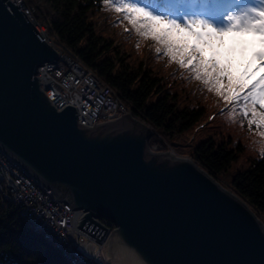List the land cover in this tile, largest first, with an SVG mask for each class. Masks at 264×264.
Returning a JSON list of instances; mask_svg holds the SVG:
<instances>
[{"label":"water","instance_id":"1","mask_svg":"<svg viewBox=\"0 0 264 264\" xmlns=\"http://www.w3.org/2000/svg\"><path fill=\"white\" fill-rule=\"evenodd\" d=\"M57 58L0 0V150L84 211L77 226L104 240L109 264H264L263 222L192 159L151 150L146 123L124 113L87 125L75 106L56 108L36 74Z\"/></svg>","mask_w":264,"mask_h":264},{"label":"trees","instance_id":"2","mask_svg":"<svg viewBox=\"0 0 264 264\" xmlns=\"http://www.w3.org/2000/svg\"><path fill=\"white\" fill-rule=\"evenodd\" d=\"M24 1L48 35L93 71L135 118L153 130L148 139L150 148L157 134L173 145L181 140L185 145L190 143L189 133L201 132L204 137L190 148V158L228 186L264 224V128L249 125L252 115L244 100L225 98L242 97L248 89L238 93L239 83L250 86L264 75L255 70L258 62L251 57L258 46L221 57L228 65L231 84L228 77L213 84L212 76L204 83L190 66L181 68L165 54L162 44L138 34L123 13L115 11L131 0ZM137 2L138 7L153 14L179 19L171 13L194 6L197 0ZM243 11L237 9L232 14ZM204 55L208 59L212 51L206 49ZM245 68L248 77L243 76ZM242 109L248 110L247 118ZM239 159L247 165L233 169ZM0 264L69 262L12 205L0 203Z\"/></svg>","mask_w":264,"mask_h":264},{"label":"built area","instance_id":"3","mask_svg":"<svg viewBox=\"0 0 264 264\" xmlns=\"http://www.w3.org/2000/svg\"><path fill=\"white\" fill-rule=\"evenodd\" d=\"M9 1L25 14L41 39L57 52V60L52 64H43L36 74L40 88L56 108L67 103L75 106L78 120L84 124L93 119L110 121L124 113L133 116L130 110L114 99L112 92L104 88L102 83H97L89 74L82 73L59 52L58 46H52L48 42L47 32L41 31L40 24L28 17L21 0ZM24 171L26 170L13 158L10 157L9 161L0 159V186L5 192V199L0 200L1 205L10 204L16 210H21L29 215V221L42 225L61 239V244L74 263L109 264L101 253L104 240L99 242L91 234L76 227L84 211L73 209L69 203L57 200L39 181L29 183L24 178ZM99 221L109 227V230L112 229L113 223L109 220L101 218Z\"/></svg>","mask_w":264,"mask_h":264},{"label":"snow or ice","instance_id":"4","mask_svg":"<svg viewBox=\"0 0 264 264\" xmlns=\"http://www.w3.org/2000/svg\"><path fill=\"white\" fill-rule=\"evenodd\" d=\"M240 3L241 0H236L234 5L239 6ZM137 4V0H131L115 11L122 12L138 34L162 44L165 54L170 59H175L181 68L190 66V70L197 73L196 78L204 83H209L206 78L212 76L213 84H218L225 77H228L231 84L228 65L222 63L221 57L237 49L243 53L248 46H258V50L251 52V57L258 62L255 70L264 72V0H261V7L248 8L235 15L232 10L225 13L218 0H204V7L199 14L207 19L187 18L189 14L184 13H171L179 19L168 18L163 14H153ZM224 20L227 21L224 27L210 22ZM206 49L212 51V56L208 59L204 55ZM243 76H249L247 68ZM245 89L248 91L242 97L236 94L225 98L232 99L233 102L244 100L251 110L249 125L264 128V75L250 86L247 82H240L238 93ZM242 111L247 118L248 110Z\"/></svg>","mask_w":264,"mask_h":264},{"label":"bare ground","instance_id":"5","mask_svg":"<svg viewBox=\"0 0 264 264\" xmlns=\"http://www.w3.org/2000/svg\"><path fill=\"white\" fill-rule=\"evenodd\" d=\"M21 1H22V5H23V8H24L25 12H28V17H32V19H34V17H33V12H34L33 8L29 7L25 3L24 0H21ZM57 45H58V43H57ZM58 47H59V52L66 59H69L70 61H72L73 65L78 67L79 70L82 71V73L89 74L97 83H102L104 85V88H106L107 90L112 92V95H113L114 99L119 101L118 98L113 93L112 89L108 85H106L100 78H98L93 73V71H91L89 68H87L85 65H83L78 59L73 57L64 47H62L60 45ZM119 104L122 105V106H125L121 101H119ZM125 108L127 110H129L126 106H125ZM99 122H101V119H93L92 121L86 122V124L87 125H91V124H95V123H99ZM0 159L2 161H9L10 160V156L0 150ZM24 178H26V180L29 183H38V180L35 179L32 175H30L27 171H24ZM0 195H1V197H0L1 199H5V192H3V189H2L1 186H0ZM17 211L19 212L20 216L23 217L26 220V222L31 227H33L37 232L41 233L44 236V238H46L54 247H56L60 251L62 256L69 262V264H77V263H74L73 261H71V257L68 255V251H65V247L61 244V239H59L54 234L49 232L42 225L34 224V221H29V215L28 214H25L24 212H21V210H17ZM77 224H78V222H77ZM77 224H76V227H77Z\"/></svg>","mask_w":264,"mask_h":264},{"label":"rangeland","instance_id":"6","mask_svg":"<svg viewBox=\"0 0 264 264\" xmlns=\"http://www.w3.org/2000/svg\"><path fill=\"white\" fill-rule=\"evenodd\" d=\"M189 9L185 10V14L187 12H189ZM33 17H34V12H33ZM34 20H36V18L34 17ZM43 25V24H42ZM40 29L43 32H47L46 28L44 26L40 25ZM47 39L49 40L48 42H50V44L52 46L57 45V42L55 40L54 37H50L48 35V33L46 34ZM59 46V45H57ZM206 133V132H204ZM204 137V135L201 132H197V133H189V142L188 144H183L185 141L181 140L180 142H176V144H172L169 141H167V139H163L160 135L157 134V139L154 142V145L152 146L151 150L155 151V152H168L170 155L174 156V157H181V158H190L189 156V150L190 148L195 145L196 143H198V141L200 139H202ZM191 140V141H190ZM233 141H235V138H233ZM246 155H243V157L241 159H244ZM191 159V158H190ZM241 159H239L238 162H235V164L233 165V169L234 168H238V167H245L247 165L246 161H242ZM234 170H231V172ZM223 187H225L226 189L230 188L226 185H224L223 183L219 182ZM231 191V190H230ZM1 197V195H0ZM0 200H2L0 198ZM99 221V219H98ZM100 222V221H99ZM101 223V222H100ZM114 226V225H113ZM33 228V227H32ZM113 228V227H112ZM34 229V228H33ZM35 230V229H34ZM36 231V230H35ZM41 234V233H40ZM43 236V235H42ZM44 237V236H43ZM46 239V238H45ZM47 240V239H46Z\"/></svg>","mask_w":264,"mask_h":264}]
</instances>
